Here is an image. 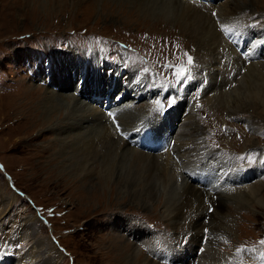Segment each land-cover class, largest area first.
<instances>
[{"label": "rangeland", "instance_id": "rangeland-1", "mask_svg": "<svg viewBox=\"0 0 264 264\" xmlns=\"http://www.w3.org/2000/svg\"><path fill=\"white\" fill-rule=\"evenodd\" d=\"M110 1L0 0V184L7 182L3 190L11 198L14 197L0 222V254L14 255L9 258H3L0 255L2 263L10 260L9 263L12 264H20V262L23 264V261L27 259L24 264H28L27 254L32 245L42 240L44 256L40 259H44L47 254L45 259L47 261L43 260L40 264L54 261L55 264H69V262L70 264L72 262L73 264H119L117 261L119 257L115 249L117 239H120L125 245H130L131 248L134 247V255L141 260L137 264L152 263V261L156 264H164L161 260L162 256L156 255L152 251L157 243L161 246L160 248L169 250L171 264L183 261L179 260L180 255L175 247L178 248V245L185 247V244H188L190 239L187 234H193L192 231H188L190 230L189 222L192 223L195 217L191 216L184 222L187 225L180 231L187 232L180 236L177 243L178 238L173 235L174 230L171 229L170 215L167 217L165 214V210L167 211L166 208L169 206L165 196H172L173 186L171 183L168 185L172 187L168 186L164 191L162 185H159V189L165 196L153 199L152 202L149 200L147 204H140L141 201L137 195L131 193L125 195L123 191L116 188V186L123 188L121 180H118L117 184H113L115 182L113 179L110 184L108 182L101 184L100 180L103 178L98 179L97 175H94L95 181H99L101 187H107L106 190L100 192L98 184L88 185L91 181L86 180V184L85 181H82L76 185L74 178L67 177L65 179L57 171H51L53 173L49 174L46 169L48 165L54 167L56 163V159L51 160L47 156L57 151L59 145L65 142L61 134H68L63 129L65 127L62 128L61 125H67L70 128L75 126L67 118L68 111L74 107L73 104L85 102L90 107L99 108L98 103H96L97 105L94 103L96 95L101 94L97 90L106 92L111 86L107 81L109 78L106 77L108 65L112 64L119 72H125L121 77L125 83L132 82L137 77L141 78V82L132 84L131 89L134 95L137 94V102L132 97L124 99L119 105L124 106L123 111L120 115L116 114L117 120H120L119 123L124 130L125 125L123 124L131 122L133 115L139 119L138 122H135V125L138 126L148 125L149 121H155L158 118L157 129H159L161 117L156 114L159 113L156 101H161L164 107L166 102L164 98L156 96L153 91L159 89L161 85L168 88L177 87L180 89V94L187 93L192 88V80L177 84L172 77L174 69L162 67L166 60L174 64L180 62L173 55L176 52H187L193 58L194 48L197 49V64H199L198 58H203L198 52L197 44L193 45L195 39L188 34V31H183L182 20L176 21L178 16L176 17L172 10L170 12V6L160 3V0H150L151 3L147 4L148 10L161 15V17H156L141 10V7L130 0H117L120 3L118 6L120 11L116 8L111 9L113 4ZM238 1L241 7H245L246 14H244L249 16L248 18L256 26H264V0ZM221 32L222 30L219 29L220 34ZM177 44L179 45L178 49L173 47ZM262 45H264V39H262ZM256 51L258 50L255 49L253 52V59L258 57ZM263 57L264 55L258 60L251 61L248 65H254L256 61L264 62ZM181 59L186 61V57H181ZM97 60L101 62V67L106 68L101 69L95 66L94 61L97 62ZM117 61L122 62V65L115 64ZM240 62L241 66L246 67L242 60ZM103 63H108V65ZM195 63L194 61L191 69L193 77L196 76L194 74L196 72ZM63 65L66 66L65 69H70L66 79L70 83H68L67 89L52 85V81L56 84L54 75ZM144 67L149 69L148 74L143 73ZM219 71L221 72L222 68ZM47 73H50V76ZM156 73L159 75H155ZM222 75L225 76L223 73ZM237 75L236 77L244 76V70H241V73ZM231 77L229 76V79ZM47 78L50 79L49 84ZM97 78L101 79L98 81ZM195 78L197 83L203 81L201 76L193 79ZM218 80L220 81V76L217 77L219 83ZM153 83L154 86H149ZM206 85L204 87L206 91L204 88L202 89L197 101H191L189 96L183 104L179 103L174 108L180 110L176 113L175 127H171L173 128L171 131L173 136H171L175 138V144L176 138H179L180 142L182 139L190 137V125L193 121L198 127L196 137L199 139V147L204 148L201 144L205 141L207 148L217 150L219 166H222L219 161L222 155L224 156L222 159L231 158L236 164H248L243 170L245 172L249 171V167H251L249 175L254 178L244 182L235 178L236 183L233 186L238 185L237 188H240L244 185L246 187L251 182L258 180V191L263 197L258 204L249 203L243 206L236 205L231 200L233 204L230 203L229 211L223 210L225 218L220 216L221 218L217 219L218 222L227 223L228 232L215 228L216 230L213 229L210 233V225L204 226L203 230L208 231L214 238L213 244L208 243V249L205 251L218 250L219 253L226 255L231 252V264H264V256H260V253L264 252V245L259 243L264 240V163L261 162L264 160V110L257 106L253 110V114L242 110L234 115H228L226 111L214 109V105H208L206 102V99L209 96L212 97L211 94H213ZM34 86L37 87L34 88ZM57 87L59 90H56ZM123 87L120 85V88H116L115 94L112 90L110 93H106L110 96L108 100L112 101V97L119 98L118 94L124 89ZM146 87L149 89L148 93L151 92L150 96H146ZM228 87L229 85L226 86V89ZM32 88L35 89V92L31 91ZM46 88L54 94L64 92L70 94L71 97L62 116L55 119L56 123L53 122L48 128L41 130L38 127L37 130V127L32 128L37 126L35 123H33L34 126H28L32 121H29L30 117H23V112L26 115L40 113L38 106L35 108L34 104ZM181 88L183 89L181 90ZM75 90L79 92V97L73 95L77 92ZM84 90H88V93ZM85 95L87 96L85 97ZM59 99L61 98H56L55 102H58ZM99 101L103 104L102 99ZM130 101L134 106L128 104ZM179 101L176 100V102ZM150 103L154 105L156 113ZM197 103H199L198 106ZM169 113H172V110ZM130 115H132L131 119ZM87 119L84 130L90 126L96 127V118L87 116ZM104 119H107L106 116ZM183 121L184 125H182ZM132 128L126 130L129 131ZM71 131L70 133H74L78 130L71 129ZM112 131L117 134L113 127ZM215 133L218 137L215 138L217 142L210 143L208 139ZM119 137L115 135L119 143L121 142L120 144L125 143ZM173 138L170 139L173 140ZM125 145L128 146L126 143ZM98 147L101 154H106L101 163L102 168L109 165V162L106 163V159L109 158L111 161L112 155L115 154L117 160L120 158L114 149L112 153L108 151V148H102L104 145L98 144ZM128 148L130 147L128 146ZM245 149L247 151H244ZM120 151L117 150L118 153H121ZM176 153L182 162L188 159L184 158L180 152ZM246 154H252L255 163L249 164L247 161L242 162L237 159V157ZM171 155L175 156L173 153ZM205 159L206 156H203L204 161ZM46 161L50 164H47ZM92 161L96 160L92 159ZM213 161L212 159L211 165H213ZM162 162L159 159V163ZM190 163L193 161L189 160ZM257 165L261 169L260 173L253 171ZM93 166H95L94 172L101 168L99 161H96ZM180 168L177 167L175 170L178 171ZM182 175L175 176L178 179V183H175L176 191H181V184L186 182L181 180ZM210 181L209 185L214 181L219 183L221 179L212 176ZM81 184L84 186L83 188L79 186ZM108 184L109 186H107ZM112 185H114L113 190ZM124 187L130 189L131 186L124 185ZM213 197V199H217L215 195ZM215 205L216 203H213V208ZM33 216H35V220L27 230L31 234L24 238L21 233V222ZM220 219L222 220L220 221ZM203 220L206 222L208 219L205 217ZM223 237H230V240L222 239ZM203 241L204 239L201 238L200 243H195L192 247L193 254L200 253L201 250L198 247L203 244ZM241 245L246 248H255V252L251 254L250 251L245 250L237 255L235 250ZM197 262L199 261L197 260Z\"/></svg>", "mask_w": 264, "mask_h": 264}, {"label": "bare ground", "instance_id": "bare-ground-1", "mask_svg": "<svg viewBox=\"0 0 264 264\" xmlns=\"http://www.w3.org/2000/svg\"><path fill=\"white\" fill-rule=\"evenodd\" d=\"M130 1L133 2L135 5H137L138 7H141L140 8L141 10L150 13V15L153 14L156 17H161V15L157 13H153V11L151 10H148L147 4L151 3L150 0H130ZM202 1L203 2L192 1V0H160V3L162 4L166 3L170 6V12L172 10L173 13L176 15V17L178 16V19L176 21L182 20L181 24L183 27V31L184 32L188 31V34L195 39V41H193L194 39L192 40L193 45L195 43L197 44L198 52L200 56H203V58H198L199 64H197V55H196L197 49L194 48L193 58L194 61L196 62L195 63L196 72L194 73L196 76L194 77L201 76L203 81L205 80L207 82L206 87L213 92V94H211L212 97L209 96L206 99L207 104L214 105L215 106L214 109H219L222 110L223 112L226 111L228 115H234L238 111L241 112L242 110L246 111L248 114L249 113L253 114V110L257 106H259L257 108H261V110L262 109L264 110V62L256 61L254 65L253 64L248 65L251 61L258 60L262 57V55H264V49H263L264 45L262 46V38H264V26L261 27L256 26V24H254V22L248 18L249 16L245 15L246 14L245 7L243 6L241 7L238 0H233L231 2L228 0H211V1L202 0ZM137 2L138 4H136ZM110 3L113 4V6H111V9L116 8V10L117 9L119 10L118 6H120V3L117 0H111ZM213 12H216L217 15L213 16L212 15ZM221 23H226L229 25H233V24L238 25L236 32L225 34L222 31L220 34L219 25ZM224 35H228L232 37L237 42V44H241L243 50L250 51L251 54L248 56V61H244V59H242L237 53H235L234 49L225 40ZM259 43L261 44L260 46L258 45ZM255 49L258 50L256 51L258 57L253 59L254 56L253 52ZM240 60H242V62L246 65V67L241 66ZM94 64L95 66H98L101 69L106 68L103 66L101 67L100 65L101 62L99 60H97V62L94 61ZM103 64L108 65V63H103ZM115 64L121 66L122 62L117 61ZM65 68H66L65 65L60 66L58 68V72H56V75H54V81L56 82V84L53 83L52 81V85L62 86L64 89H67L69 87L68 85L69 81H67L66 79L68 75L67 73L69 72L70 69L67 70ZM220 68H222L221 72L219 71ZM116 69H117L116 66L112 64L108 65V67L106 68L107 70L106 77L109 78L107 81L111 86L109 87V90L106 92H103L102 90H97V91L101 92L100 95L110 93V90H112V92L114 93L116 88H120V85L124 86L123 87L124 89L121 92H119V94L117 93L120 99L119 98L115 99L111 96L112 101L107 100L106 102L109 110L116 112V114L118 113L120 115L124 107V106H119L120 103L124 99H127L129 97H132V99H136L135 102H137V94L134 95L133 90H131L132 84H134L135 82L132 81L125 83L121 77H118V70ZM241 70H244L245 75L242 77H236L237 74L241 73ZM222 73L225 76H223ZM219 76H220V81L218 80L219 81L218 83L217 77ZM229 76L232 77L229 79ZM100 79L101 78H97L98 81ZM113 79H115V82ZM49 83H50V79L48 84ZM199 83H197V85ZM227 85H229L228 89H226ZM36 87L37 86H34V88ZM34 88L31 89L32 92H35ZM56 90H59V87H57ZM43 91L45 92L40 95L39 100L36 103L33 102L35 103L34 104L35 108H37L38 106L40 113L37 115H35L36 113L34 115H26L23 112L24 115L23 117H27V118L30 117L29 121H32L28 126H34L33 123H35L37 126H34L32 128L37 127L36 128L37 130L38 127L40 128V130L46 127L48 128L53 122H55V119L61 117L62 114L64 113L63 111L67 109L66 105L68 101H70L69 99L71 97L70 94H65L64 92H61L60 94H54L48 88L44 89ZM84 91L88 93V90L87 91L84 90ZM106 95L108 98L110 97L108 94ZM86 96L87 95H85V97ZM56 98L57 99L61 98L62 100L59 99L58 102H55ZM96 99L97 100L99 99V95H96L94 100ZM97 100L94 101L95 105H97L96 104ZM102 103L103 104L100 105L101 107L105 105L104 102ZM128 104L134 106L131 101ZM73 105L74 107L72 108V110L68 111L67 118L70 119V122H72V124H75V126H71L70 128L67 125L62 126L60 124L62 128L65 127L63 129L66 132H68V134L66 135H64L63 133L61 134L63 135V139L65 142H62L61 145H59L57 151H54L52 154H49L50 156H47V158H50L51 160L56 159V163L54 167L48 165V167L46 168L49 171V174H52L53 172L57 171L60 174V176H63L65 179H67V177H70L71 179L74 178L75 182L77 183L76 185H78V183L80 182L82 183V181L83 182L85 181V184H86V180L91 181L89 182L90 184L88 183L87 184L90 186H92L93 183L98 184L97 187L98 189H100V192L102 190L103 191L106 190L107 187H103V186L101 187L99 181L97 182L95 181L96 178H94V175H97L98 179L103 178V180H100L101 184L105 182L106 183L108 182L110 184V182H112V179L115 180L113 184H117L118 180H121V183L123 184L122 186L123 188H119L118 186H116V188H118L121 192L123 191L125 195L126 193L127 194L131 193L134 194L135 196L137 195L141 201L140 204H147L149 200H151L152 202L153 199L156 200L159 199L160 197L165 196V194L161 192V190L159 189V185H162L163 191L165 190L166 187L169 186L168 185L169 183H171V185L175 187V183L178 180L175 178V176H177L178 174L179 175L184 174L181 176L182 177L181 180L182 181L184 180L186 182L183 184H181L182 181L180 182L181 184L180 189L182 190L176 191L175 190L176 187L173 188L172 186H169L172 187V194H171L172 196L170 197L165 196L169 204L168 208L165 207L167 209V211L165 210V214L167 215V217L168 215H170L169 220H171L170 222L172 224L171 229L174 230L173 235L176 238H178L177 243L179 242L180 236L187 232V231H180L184 229V226L187 225V224L185 225L184 222L187 219H189L191 216L195 217V220L193 218L192 223L189 222L190 230L188 231H192L193 234L191 235L187 234V237H189L190 239L188 244L186 243L185 247L183 246L181 247L180 245H178V248L175 247L176 250L178 251V254L180 255L179 260H183L178 262V264H198L199 262H201L202 264H229L232 258L231 252H229L228 255H226L223 253H219L218 250L205 251L208 249L207 246L208 243L213 244L214 238L208 233V231L204 232L203 228L204 226L210 225V229H209L210 233H212L213 229L216 230L215 228H218L223 232L226 231L228 232L227 229L228 226L226 225L227 223L221 221L222 219H220L221 222H218L219 220L217 221V219L220 216H223V218H225L223 210L226 212L227 210L229 211L230 203L231 204L235 203L236 205L243 206L246 204L248 205L249 203L258 204L262 201L263 196L258 191L259 188L258 187L259 185L257 183L258 180L251 182L246 187H244V185L243 187L240 188H237L238 185L233 186L236 183L235 178H239L238 181L240 182L250 181L251 179L254 178L253 176L249 175L251 167H249L250 168L249 171L245 172L243 170L248 166V164H243V165L236 164L234 161H232L231 158L222 159L224 158V156L222 155H221V159L219 160L222 166H219L217 150L207 148L206 145L207 143L205 141L202 144L200 142L201 146H204V148L199 147L198 145L199 139L198 137H196V134L198 133L197 132L198 127L195 126L193 121L190 125V137H188V139L184 138L180 142H179V138H176V144H175V138L172 137L173 132L171 133L173 128L171 127L173 126L175 127L174 121L176 118V113L180 111L179 109L172 110V113H168L167 115L168 117L167 116L161 117L159 129H157L158 120H159L158 118H156L155 121H149L148 125L145 124L142 126H138L135 125V122L136 121L138 122L139 119H137L135 115H133V119H131L132 115H130V119L132 121L127 124H123L125 125V130L123 129V127H121L122 131H125L124 133L129 132L130 130L127 131L126 129L133 127V128H139V130H141L144 133L142 134L140 131L138 132L137 130L135 134L137 136L138 134H141V138L143 137V141H140V139L136 141L130 140L128 142L121 140L130 147L128 148V146H126L125 143L122 142L123 144H120L121 142L119 143V140L115 138V135L118 136V134L113 133L110 123L108 122L107 119H104L105 115L104 113H102V111L99 108L90 107L85 102L79 104H73ZM151 105L153 107V104ZM153 111H154V107H153ZM154 113L156 112L154 111ZM87 116H92L97 119L96 127L90 126L88 127V129L84 130V128L86 127L85 123L88 120ZM114 117L117 120L118 116L115 115ZM37 121L40 122L41 124L38 123ZM119 121L117 120V123L120 125ZM182 125H184V121ZM250 126H252V124ZM91 127L93 128L90 129ZM257 128L259 127L257 126ZM71 129H76L78 131L77 132L75 131L74 133H70ZM213 135L214 136H211L208 139L210 143L217 142L215 139L218 138L216 136V133ZM169 138H173L172 144L165 150V152L159 153L160 149L163 147L164 144L167 143ZM96 142L98 144L104 145V147L102 148H108V151L110 152H112L114 149L116 151L115 153H117V155L120 158L117 160L115 158V154L112 155L111 161L109 158L106 159V163L109 162V165L105 166L104 164L105 167L102 168L101 163L102 160H104L106 154L105 155L104 153L101 154V152L98 151L99 147ZM117 150H121L120 151L121 153H118ZM174 150L176 152H180L184 158H188V159L182 162ZM145 151H148L149 153H145ZM244 151L247 150L245 149ZM171 153L175 154V156L173 157ZM203 156H206L205 161L203 160ZM92 159L99 161L101 165L100 169L95 170L97 172H94L93 170L95 169L94 168L95 166L93 165L96 161L94 162L92 161ZM159 159L161 160V162L162 161L163 162L159 163ZM212 159L214 160L212 163L213 165H211L210 163ZM189 160H192L193 163L189 164ZM48 161L50 162V160ZM48 161H46L47 164H50ZM186 163H188V165H186ZM178 164L180 165L178 166ZM3 167L6 168L5 166ZM177 167H181L180 168L181 170L180 169L178 171L175 170V168L177 169ZM194 170H197L200 173H202L203 175L202 179L198 180L194 175L190 176L191 171ZM224 171H228V173L222 177ZM253 171H258V173H260L261 169L257 165ZM212 176H216L217 178H220L221 181L219 183L216 182L217 184L214 181L211 185H209V183H211L210 177ZM77 177L79 178L78 180ZM5 184H7V182H5L4 184H0V222L2 221L3 215L4 213H6L7 208L10 207V204L12 203V199H14V197L11 198V196L6 194L5 191L3 190ZM109 184L107 186H109ZM124 185H129V187L130 186L131 187L130 189H128L124 187ZM79 186L82 188L84 187L82 184ZM113 187L114 185H112V190ZM166 195L168 194L166 193ZM213 195H215L217 199H213L214 198ZM214 200L217 201L215 202ZM231 200L233 201V203ZM213 203H216L214 208L212 206ZM209 207H211L210 211H208ZM205 217L208 219L206 222L203 220ZM34 220H35V216L29 218L28 220H22L21 222V227H22L21 233L23 234L22 237L26 238L31 234L27 230L29 229L30 225L32 226ZM229 229L231 228L229 227ZM203 237L205 238L206 243H204L202 250L200 251L199 254L198 253L193 254L192 247L195 245V243H200V239ZM222 239H226L229 241L230 237L228 238L223 237ZM41 241L35 242L32 245L30 251L28 252L27 254V256L29 257L28 258L29 260L27 261L28 264H37V263L40 264L41 262H43V260L45 261L47 254L45 255L44 259H40L41 257L44 256V254L42 253L44 247L41 246ZM116 242L117 243H115L116 244L115 249L117 256L119 257V260L117 259L119 264H137V262L141 261L140 258H137L134 255L135 254V251L133 249L134 247L131 248L130 245H125L123 242H121L120 239H117ZM152 251L155 252L156 255H161V253L157 248V245L155 246V248H153ZM48 252L50 251L48 250ZM167 253L169 254V250H167ZM250 253L252 254V252ZM25 254L23 255V258L25 257ZM14 257L16 258V256ZM15 258H11V259H15ZM26 260L23 261V264ZM197 260L199 262H197ZM9 262L10 260L8 262H3V263L0 262V264H12ZM48 264H55V261L49 262ZM146 264H156V262L152 261V263L147 262Z\"/></svg>", "mask_w": 264, "mask_h": 264}, {"label": "snow or ice", "instance_id": "snow-or-ice-1", "mask_svg": "<svg viewBox=\"0 0 264 264\" xmlns=\"http://www.w3.org/2000/svg\"><path fill=\"white\" fill-rule=\"evenodd\" d=\"M213 16H216V13L213 12L212 13ZM220 29L225 33V34H229V33H235L237 30L238 25L233 24V25H229L226 23H221L220 25ZM173 47L175 48H179V45H173ZM251 53L250 51H245L243 53L244 56H249ZM174 56L177 57L178 60H180L179 63H172L168 60L165 61V63L162 65V67L167 68V69H174V71L172 72V77L175 80V82L177 84H182V82H187L192 80L194 77L192 76V66H193V58L191 55H189L187 52H183V53H173ZM181 57H186V61L181 59ZM143 73L144 74H148L149 73V69L147 67L143 68ZM155 75H159V73H156ZM154 80V77H153ZM135 83H140L141 82V78L137 77L134 80ZM149 86H154V83L152 85ZM179 94V90H177L175 93H170L167 97V105L168 107H171L173 104L176 103L177 100V96ZM156 104L159 106V111L162 113L164 110V106L161 103V101L157 100ZM109 115H113L112 113H109ZM237 159H239L240 161H247V163L252 164L255 163V160L253 158L252 154H246L240 157H237ZM262 163H264V160L261 161ZM260 244L264 245V240L259 241ZM250 251V252H255V248H246L244 245H241L240 247L236 248V254L239 255L242 251ZM260 256H264V252L260 253ZM229 264H231V261L229 262Z\"/></svg>", "mask_w": 264, "mask_h": 264}]
</instances>
